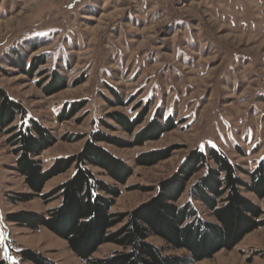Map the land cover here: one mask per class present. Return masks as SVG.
Listing matches in <instances>:
<instances>
[{
	"label": "rangeland",
	"instance_id": "obj_1",
	"mask_svg": "<svg viewBox=\"0 0 264 264\" xmlns=\"http://www.w3.org/2000/svg\"><path fill=\"white\" fill-rule=\"evenodd\" d=\"M0 89L25 114V121L19 112L11 126H0V260L34 264L22 254L32 250L56 264H87L48 227L11 219L22 212L47 217L61 197L43 194L67 181L75 165L37 194L16 169L19 154L10 139L17 131L10 128L31 126L34 119L48 130L54 143L33 154L43 171L57 158L79 154L98 131L118 140L120 145L99 144L132 167L125 184L90 166L99 179L119 187L114 213L132 212L151 200L196 149L220 150L253 185L251 174L257 169L264 174V0H0ZM145 109L132 133L114 119L116 114L134 119ZM152 120L164 132L135 144ZM155 150L167 157L138 164L140 154ZM204 173L188 181L178 205L188 201ZM241 191L264 210V197L247 187ZM22 194L30 197L23 200ZM196 206L215 221L202 202ZM149 241L166 255L189 256L159 236ZM121 250L105 243L93 256ZM191 264H264V226L233 249Z\"/></svg>",
	"mask_w": 264,
	"mask_h": 264
},
{
	"label": "trees",
	"instance_id": "obj_2",
	"mask_svg": "<svg viewBox=\"0 0 264 264\" xmlns=\"http://www.w3.org/2000/svg\"><path fill=\"white\" fill-rule=\"evenodd\" d=\"M77 108L74 106L69 115L72 116ZM19 112L25 121L22 106L0 89V126H11ZM145 113L146 109L134 119L116 114L114 119L132 133ZM164 128L157 120H152L136 136L135 144L160 137ZM10 130L17 131L10 139L13 145H17L15 152L19 154L16 169L37 194L42 193L49 179L75 165V171L67 181L43 194V198L57 194L61 197L60 205L51 209L47 217L22 212L12 214L11 219L31 228L48 227L65 239L87 264H191L211 257L219 250L233 249L246 234L264 226V210L241 191L242 187H247L264 197V174L260 169L254 171L251 174L253 185H248L238 176L235 165L218 149L212 148L208 153L197 149L191 151L179 170L160 183L157 194L151 200L132 212L114 213L110 209L120 195L119 187L99 179L90 166L105 169L117 182L125 184L133 174L132 167L99 144L107 141L120 145L118 140L98 131L79 154L57 158L48 170L43 171L33 154H40L54 143L48 130L34 119L31 126L22 124ZM166 157L165 151L155 150L140 154L137 162L153 165ZM200 170H205V173L191 186L188 201L178 205L188 181ZM22 197L26 200L30 196L22 194ZM197 201L212 212L215 221L201 216ZM125 219L126 223L120 229L111 231ZM152 235L161 237L176 249H185L189 256L164 254L149 241ZM105 243H114L124 250L104 258L94 257V253ZM22 254L34 264H56L32 250H25ZM0 264L9 263L2 259Z\"/></svg>",
	"mask_w": 264,
	"mask_h": 264
}]
</instances>
